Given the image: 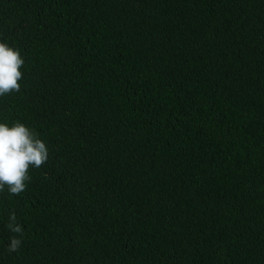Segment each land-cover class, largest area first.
<instances>
[{"label": "trees", "instance_id": "16d2710c", "mask_svg": "<svg viewBox=\"0 0 264 264\" xmlns=\"http://www.w3.org/2000/svg\"><path fill=\"white\" fill-rule=\"evenodd\" d=\"M0 41L48 148L0 264H264V0H0Z\"/></svg>", "mask_w": 264, "mask_h": 264}, {"label": "clouds", "instance_id": "9594fccd", "mask_svg": "<svg viewBox=\"0 0 264 264\" xmlns=\"http://www.w3.org/2000/svg\"><path fill=\"white\" fill-rule=\"evenodd\" d=\"M23 63L19 49L0 41V95L19 90ZM47 158L45 142L28 126L19 121L11 125L0 122V187L7 185L10 193L21 192L26 187L29 166L39 167ZM12 230L20 231L19 225ZM18 243L13 239L11 247Z\"/></svg>", "mask_w": 264, "mask_h": 264}]
</instances>
